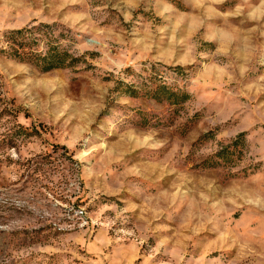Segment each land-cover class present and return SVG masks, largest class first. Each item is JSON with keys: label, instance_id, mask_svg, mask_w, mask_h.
<instances>
[{"label": "rangeland", "instance_id": "1", "mask_svg": "<svg viewBox=\"0 0 264 264\" xmlns=\"http://www.w3.org/2000/svg\"><path fill=\"white\" fill-rule=\"evenodd\" d=\"M0 264H264V0H0Z\"/></svg>", "mask_w": 264, "mask_h": 264}, {"label": "trees", "instance_id": "2", "mask_svg": "<svg viewBox=\"0 0 264 264\" xmlns=\"http://www.w3.org/2000/svg\"><path fill=\"white\" fill-rule=\"evenodd\" d=\"M22 34V31H17L12 34L13 37L19 36ZM39 60L36 61H43V69L44 70H51L54 68L61 67V64L58 62L56 56L54 54H48L46 57L37 58Z\"/></svg>", "mask_w": 264, "mask_h": 264}]
</instances>
